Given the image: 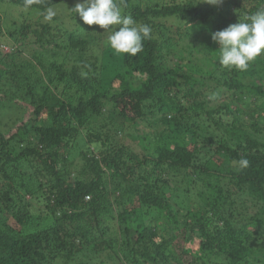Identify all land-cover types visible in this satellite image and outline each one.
<instances>
[{
  "label": "trees",
  "instance_id": "1",
  "mask_svg": "<svg viewBox=\"0 0 264 264\" xmlns=\"http://www.w3.org/2000/svg\"><path fill=\"white\" fill-rule=\"evenodd\" d=\"M131 1L120 5L124 15L152 30L135 57L101 51L97 26L84 25L75 5L69 6L73 31L51 26L47 10L61 19L56 9L68 0H0L39 16L34 23L23 14L6 29L18 44L10 54L0 43V119L12 111L0 125L7 185L0 209L15 221L0 222V264L71 263L78 253L102 256L99 264H264V60L259 56L244 71L224 68L211 40L264 9V0ZM201 49L208 56L197 58ZM106 56L119 62L109 76ZM133 73L143 78L137 87ZM10 81L18 96L7 93ZM219 93L232 105H212L211 95ZM154 108L161 123L151 141L138 138L150 150L135 151L118 138L125 125L116 120L133 125ZM80 130L98 145L96 154L71 155L70 140ZM210 131L216 140L203 137ZM242 158L246 168L238 164ZM22 163L42 176L44 212L54 219L49 228L21 229L32 207L14 184L24 175L17 169ZM174 181L188 182L186 210L173 203Z\"/></svg>",
  "mask_w": 264,
  "mask_h": 264
},
{
  "label": "rangeland",
  "instance_id": "2",
  "mask_svg": "<svg viewBox=\"0 0 264 264\" xmlns=\"http://www.w3.org/2000/svg\"><path fill=\"white\" fill-rule=\"evenodd\" d=\"M68 1H69V4L61 3L59 5L58 9H56L57 12H60L62 14L61 19L57 18V16H56L57 14H55L53 19L50 21L52 24L51 26L59 27L60 29H64V30H66L67 33L73 31L74 28H76L74 23L72 22V18L69 17V14H70L69 13L70 12L69 6L70 5H76L77 3L81 2L82 0H68ZM143 3H144L143 0H132L131 1V4L139 5V6H142ZM0 8H1V10H0V27L3 30V35L0 36V43L2 45L7 44L4 46L5 48L3 49V53L4 54L9 53L10 54L11 53L10 50H12L13 48L16 49L18 47V44H17V42H15V40L13 38L10 39L6 35V29L8 27H13L12 26L13 22H15L17 24L20 23V21L23 18V16H22L23 14H25L24 15L25 18H27L28 20H31L34 23L38 21L39 16L37 13H31L29 11H26L25 9L18 8L15 5L1 4ZM122 13L125 14L123 11H122ZM60 20H62V22H60ZM65 35H64L65 36L64 39L67 37V34H65ZM96 36L99 39V43H98L97 47L101 48V51H102V48L107 47L106 46V39H107L108 33L103 32V29H100L97 26ZM12 44H13L12 48L8 47L9 45H12ZM179 46L182 47L181 44ZM51 49H53V47H51ZM111 52L113 53L112 50H111ZM199 53L201 55L197 58H200L201 56H203V57L208 56L205 49L204 50L201 49ZM21 55L23 57H27L26 54H24V53H22ZM260 57L262 58V60H264V54H261ZM115 58H116V56H106V57H103L101 59L102 67L105 69L104 72H106V75H108V76L119 65V62H117V60H115ZM181 73H184V71ZM130 80H131L133 86L137 87L140 85V82L143 80V78H142V76H139L138 74L133 73L132 78ZM13 84H14L13 81H10L7 84L8 87L10 88L9 90H7V93L9 91H12L9 93H12V94H15L18 96V91L15 88L16 86ZM112 86L113 87L110 88L111 91L118 87L117 81L114 80ZM211 91H212V89H211ZM205 92H208V91L205 89ZM211 97H212V95H211ZM213 98H214V101L212 102ZM229 99H230V96L228 94L221 95L219 93V94H215V97H212L210 99V103H212V105L218 104L220 106H223L226 104L232 105L231 102H229ZM206 106H208V105H206ZM250 108H252V106H250ZM232 111H233V109H232ZM103 112L107 116L108 113L110 112V109L108 108V112H105V111H103ZM11 113H12V111L9 109L7 110V112L5 110V112L2 113V116L0 119V125H2L5 122L6 118ZM95 121H96V118H92V120H90L91 123H93ZM121 122H124L125 126H124V130L118 133V138H120V140L122 142H124L125 145H128V146L130 145L135 151L149 152V150H150L149 148L144 150L138 145L139 144L138 138H140L142 136H146V137H148L149 141H151V139L154 135V133L151 134L152 129L157 128V123H161V116H160L159 112H156L155 108L153 110L147 109L146 115L144 116V118L139 119L133 125L130 123H127L122 118L116 120L117 125ZM111 124L108 125V127H110ZM97 125L99 126V128L102 126V124L101 123L99 124V122L95 123L96 127H97ZM159 127L161 128L162 126H159ZM104 128H105V123L103 126V130H102V127L100 128L101 131H104ZM159 133H161V131H159ZM88 136L89 135L87 134V132L85 130H80L78 136L75 139L70 140L71 144H72V149L70 150V153L73 157H75V155H77L79 150H88L92 153V155L96 154V152H97L96 150H97L98 145L95 144L91 140V138H89ZM203 137L205 139H211L213 141V140L217 139L218 135L216 133H213V131H210L207 133V135H203ZM211 144H213V142H211ZM20 148L21 147L18 146L15 150V153H18L20 151ZM139 157H140V155H139ZM77 164H79V162H77ZM29 167H30V165H28L27 163H22L21 166L17 167V169H20L21 171H23L24 175L20 179L16 178L15 182H14V184L16 185V188L18 189V193L21 195H24V199H26L27 201L32 202V207L29 208L30 209V215H29V217L25 218V220H26L25 225H23L21 227V229L25 232L36 230L37 229V228H35L36 226L39 229L42 227L49 228L52 226V224L54 222V219H51V217L49 215H47L46 212H44L45 206H43L44 205L43 204V197H44L45 189H41L39 187V184H38L39 180L43 181V179L41 178L42 176H39L34 171V169L30 170ZM12 175L17 176L15 171H14V173L12 172ZM106 181H107L106 183L109 185V187H112V186H110V181L109 180H106ZM21 183H25L24 186H28L30 188V190L32 192L31 195L24 191V188L21 187ZM4 184H6L5 179L0 175V189L7 187V185H4ZM187 187H188L187 181H185L183 183V185L179 184L178 182L175 183V181H174V183L170 182V184H169V188L173 191V194H174V200L175 201L173 203L177 207H180L183 210H186V204H187L186 201L192 198L187 191ZM185 202H186V204H185ZM183 203L185 205H183ZM1 221L7 222L10 225H15V221L11 218V213H8L6 211L3 212L0 209V222ZM112 225L116 229L117 225L115 223H112ZM72 229H73L72 227L68 228V231H71ZM120 231L121 230H118L119 234L121 233ZM121 240H124L123 233H121ZM116 251L118 252V249H116ZM119 251L120 252H118V253L122 254L121 250H119ZM111 256H112V254H111ZM85 257L86 256H83L82 254L78 253V254L74 255V260L71 263H64V262L60 261L62 259H57V261L54 264H75L80 260H82L84 262L87 261V264H99L98 262L102 260V256H99L98 258H85ZM95 259H97V260H95ZM94 262H96V263H94Z\"/></svg>",
  "mask_w": 264,
  "mask_h": 264
},
{
  "label": "clouds",
  "instance_id": "3",
  "mask_svg": "<svg viewBox=\"0 0 264 264\" xmlns=\"http://www.w3.org/2000/svg\"><path fill=\"white\" fill-rule=\"evenodd\" d=\"M222 2L210 0L208 3L219 5ZM122 3L123 0H119V3L118 0H82L73 10L84 25H97L108 33L106 46L114 53L135 57L143 51V41L150 39L152 30L147 24H137L131 15H124L120 6ZM54 16L55 12L48 9L45 19L51 21ZM211 40L218 45L221 66L246 70L264 53V9L213 33ZM238 164L246 168L249 161L242 158Z\"/></svg>",
  "mask_w": 264,
  "mask_h": 264
},
{
  "label": "built area",
  "instance_id": "4",
  "mask_svg": "<svg viewBox=\"0 0 264 264\" xmlns=\"http://www.w3.org/2000/svg\"><path fill=\"white\" fill-rule=\"evenodd\" d=\"M88 197H86V199H87Z\"/></svg>",
  "mask_w": 264,
  "mask_h": 264
}]
</instances>
